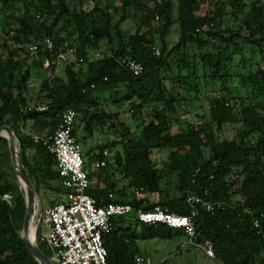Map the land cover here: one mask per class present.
I'll use <instances>...</instances> for the list:
<instances>
[{
	"label": "trees",
	"instance_id": "trees-1",
	"mask_svg": "<svg viewBox=\"0 0 264 264\" xmlns=\"http://www.w3.org/2000/svg\"><path fill=\"white\" fill-rule=\"evenodd\" d=\"M0 17V127L13 130L37 194L52 192L55 200L44 199L54 206L65 190L55 157L34 136H52L62 114L74 110L78 143L79 134L108 137L87 172L89 192L103 204L134 208L103 236L108 264H136L148 257L140 244L151 240H178L177 254L201 251L180 230L138 220L139 211L156 207L196 213L197 243L213 244L212 260L264 264V0H0ZM123 60L140 63L143 73L134 76ZM29 105L48 110L25 113ZM191 109L193 122H182ZM119 115L129 121L116 126ZM227 129L233 137L221 139ZM118 145L114 161L103 157ZM24 216L9 153L0 155V264H39L21 237Z\"/></svg>",
	"mask_w": 264,
	"mask_h": 264
},
{
	"label": "built area",
	"instance_id": "built-area-1",
	"mask_svg": "<svg viewBox=\"0 0 264 264\" xmlns=\"http://www.w3.org/2000/svg\"><path fill=\"white\" fill-rule=\"evenodd\" d=\"M46 49L51 51L53 43L45 42ZM33 46L31 51H36ZM74 50L71 51L73 53ZM159 55V53H158ZM124 68L139 76L143 73V66L133 60H123ZM48 110L47 105H29L25 113H43ZM76 112L67 110L61 116V123L52 136H34L35 144L42 145L57 162L62 188L65 190L66 201L54 206L36 210V240L45 245L51 252L50 258L54 264H108V253L104 245L103 236L111 230L112 220L125 217L134 208L130 204H103L90 194L91 181L85 170L82 149L74 136L76 126ZM109 152L105 150L103 157ZM106 160L96 163L97 168L106 166ZM114 196L109 195V200ZM192 203H201L198 198L189 199ZM211 210L212 206L206 204ZM182 216L156 207L154 210L138 212V220L147 225H164L171 230L184 232L187 244L199 247L207 257L215 259L213 244L209 241L203 245L197 243V231L194 217ZM136 264H153L151 259L138 256Z\"/></svg>",
	"mask_w": 264,
	"mask_h": 264
},
{
	"label": "rangeland",
	"instance_id": "rangeland-1",
	"mask_svg": "<svg viewBox=\"0 0 264 264\" xmlns=\"http://www.w3.org/2000/svg\"><path fill=\"white\" fill-rule=\"evenodd\" d=\"M208 8V3H204L201 7V10L199 12L200 16L205 15L206 11ZM2 17H0V21ZM227 20V19H226ZM131 22H128L125 24V28H129L131 26V24H129ZM159 23L156 22V26ZM3 29H5V24L3 22H1L0 25V41L2 40L4 34H3ZM176 29L173 27L172 28V35H171V41L173 42L175 37H176ZM47 66V63H46ZM32 77L29 81V87H30V91L32 93V95H36V93H38L39 91V82L38 79L35 78L34 73L32 72ZM116 109V108H113ZM123 110H120V112H122ZM191 114L183 116L182 118V122H186V121H191L193 122L194 120V116L196 115L197 111H194L193 109H191ZM129 116L127 115H119L118 119H114L113 123L117 126V124H119L120 122H128L129 121ZM132 128H134L133 125H131ZM175 131L178 130V127L174 128ZM112 136V135H111ZM79 144L80 147L82 149L83 155L88 159V157L90 156L91 153H89L90 148L93 147L94 149L99 150V148H101L105 142H106V138L105 135L100 134L98 132L94 133L93 136L89 137V141L87 143H85L83 141V137L81 134H79ZM221 139H223L224 137L226 138H232V132H230V130L227 129V132L225 135H221L220 136ZM2 138V137H1ZM4 139V138H3ZM110 139V138H109ZM17 144V148H18V141H16ZM99 146V148H98ZM98 148V149H97ZM117 152H122L121 146L118 145L117 147L112 148L109 153H110V159L109 161H114L115 160V156L117 155ZM9 153V148H8V143H4V142H0V155H5L8 156ZM9 158H10V153H9ZM167 158V154L166 152H161L159 153L156 157L155 160H157L158 162H164L166 161ZM11 161V158H10ZM12 165V162H11ZM13 168V166H12ZM14 170V169H13ZM16 178V176H15ZM169 185L168 187L170 188L171 192L172 190L175 189L176 186V177L175 175H171L170 177L167 178ZM17 180V179H16ZM18 183V181H17ZM21 189V188H20ZM45 193H48L49 199L50 200H55L57 198L56 195H54L52 192H48V191H44V190H39V194H37V207L36 210H42L45 207L49 206L48 202H46V199H44ZM47 195V194H46ZM140 195V194H139ZM144 196H139V198H143ZM7 199H10L9 196L6 197ZM44 199V201H43ZM154 201L158 200V197H154L153 198ZM37 222H35L36 224ZM22 231V230H21ZM22 235V232H21ZM36 239V237H35ZM37 241V240H36ZM178 243V240H172V241H161V240H151V241H147V242H143L140 244V248L145 251L146 253H148V255H151L154 259H161V258H168L169 261L166 264H221L215 260H211L208 259L204 256V254L202 253V251H197V250H193V251H184L183 253H176V245ZM158 260V261H159Z\"/></svg>",
	"mask_w": 264,
	"mask_h": 264
},
{
	"label": "water",
	"instance_id": "water-1",
	"mask_svg": "<svg viewBox=\"0 0 264 264\" xmlns=\"http://www.w3.org/2000/svg\"><path fill=\"white\" fill-rule=\"evenodd\" d=\"M5 133L7 134L4 137L8 143L10 158L12 162V166L14 169V173L18 184L22 190V184H24L23 193H25L26 199V211L24 216L23 222V234L21 235L23 242L25 243L26 247L28 248L29 252L32 256L39 262V264H54L50 258H48L40 249L37 241L35 243H31L27 239V232L29 228V220L33 214V207L34 203L37 200V192L35 186L30 178L29 172L26 169L23 161L18 156V150L15 144L14 132L10 126H2L0 127V137Z\"/></svg>",
	"mask_w": 264,
	"mask_h": 264
},
{
	"label": "crops",
	"instance_id": "crops-1",
	"mask_svg": "<svg viewBox=\"0 0 264 264\" xmlns=\"http://www.w3.org/2000/svg\"><path fill=\"white\" fill-rule=\"evenodd\" d=\"M88 141H89V138L86 141H84V142L87 143ZM89 151H91V155L88 157V159L86 158V160H87V162L89 164V166L87 165L88 166V168L86 169L87 172H91L93 170V168H94V166H93L94 165L93 164V160L94 159H92V158H94V156L99 153V151L96 150V149H94L93 147H91ZM84 160H85V157H84ZM91 185H93V184L91 183ZM65 201H66V194L64 193V195L62 197V202H60V203H64ZM57 204H59V203H57ZM48 207H51V206H47L45 208H48ZM201 251H202V253L204 254V256L206 258L211 259V258L207 257V255L204 253L203 250H201ZM147 258L151 259V261L153 262V264H166L169 261L168 258H164V257L161 258L160 260L159 259H156V258L154 259L151 255H148Z\"/></svg>",
	"mask_w": 264,
	"mask_h": 264
},
{
	"label": "bare ground",
	"instance_id": "bare-ground-1",
	"mask_svg": "<svg viewBox=\"0 0 264 264\" xmlns=\"http://www.w3.org/2000/svg\"><path fill=\"white\" fill-rule=\"evenodd\" d=\"M7 136V134H5V133H3L2 135H1V137L2 138H4V137H6ZM14 138H15V144H16V141H18L17 139H16V137L14 136ZM5 139V138H4ZM6 140V139H5ZM16 148H17V144H16ZM17 150H18V148H17ZM18 152H19V150H18ZM18 156H19V154H18ZM22 191L24 190V184H22ZM23 195H24V201H25V211H26V199H25V193H23ZM37 205V200L35 201V203H34V207ZM34 207H33V214H32V216H31V218H30V220H29V228H28V232H27V239L31 242V243H35V237H36V224H35V219H34ZM23 222H24V220H23ZM21 231V230H20ZM22 234H23V225H22Z\"/></svg>",
	"mask_w": 264,
	"mask_h": 264
}]
</instances>
